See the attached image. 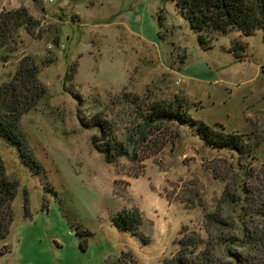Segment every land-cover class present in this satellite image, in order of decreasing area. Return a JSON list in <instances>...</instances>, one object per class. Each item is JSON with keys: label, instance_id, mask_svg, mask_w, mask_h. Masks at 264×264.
I'll return each instance as SVG.
<instances>
[{"label": "rangeland", "instance_id": "obj_1", "mask_svg": "<svg viewBox=\"0 0 264 264\" xmlns=\"http://www.w3.org/2000/svg\"><path fill=\"white\" fill-rule=\"evenodd\" d=\"M19 7L38 26L18 29L12 54L0 60V83L25 56L39 67L46 92L21 126L46 176L32 174L0 138L7 172L19 181L0 264H103L121 253L132 263L163 264L192 240L196 251L227 261L221 237L238 232L243 213L264 211L253 196L264 191V32L233 30L203 48L172 2L0 0V12ZM177 94L191 103L192 118L251 134L250 152L216 150L178 122L151 128L134 152L132 98ZM93 116L116 141L92 142L98 129L83 123ZM119 143L127 154L112 163L97 149ZM123 210L141 215L138 236L114 226ZM249 219L264 227L263 216Z\"/></svg>", "mask_w": 264, "mask_h": 264}, {"label": "trees", "instance_id": "obj_2", "mask_svg": "<svg viewBox=\"0 0 264 264\" xmlns=\"http://www.w3.org/2000/svg\"><path fill=\"white\" fill-rule=\"evenodd\" d=\"M161 2L175 4L192 30L198 33V41L203 48L212 47L217 37L233 30L244 36L258 29L264 32V0H161ZM37 26L38 21L25 7L1 11L0 60L5 61L9 58L8 55L12 54L18 29L23 27L27 31H32ZM59 38L60 36L55 39V42H59ZM47 62H53V58H48ZM38 73V65L29 56H25L12 77L0 83V138L17 150L19 158L32 174L44 179L46 169L36 158L21 126L23 115L34 109L46 92ZM131 103L129 119H134L135 123L129 129L127 141L132 145L134 152L136 144L145 142L152 131L151 128L169 122L189 124L205 144L216 150H230L241 154L245 148L250 152L253 145L249 142L252 137L249 133L225 132L222 128H216L203 120L192 118L189 111L191 103L179 94L171 99L161 98L154 101L135 95ZM83 126L98 129V135L92 138L93 143L103 140L108 143L111 140L116 141L109 126L98 116H93L92 120L89 123H83ZM97 149L104 154L107 162L111 163L127 154L122 143L121 146L119 143L114 148H110L108 144H100ZM262 188L264 190V186ZM242 189V192L247 191L245 187ZM18 190V179L8 174L5 162L0 155V242L10 233L14 219L13 203ZM253 191L256 190L253 189ZM253 196L260 205L258 208L264 210V191L253 192ZM24 205L27 212V200ZM240 208L243 210L245 206L241 205ZM250 216L264 217V211L243 213L241 215L243 225L238 232L233 236L221 237L222 240L218 244L222 246L227 243L226 252L229 255L227 261L220 260L209 250L196 251L198 246L196 241L192 240L188 243V248L180 249L176 256L164 260L163 264H264V227L250 225V219L247 221ZM208 217L222 224L221 227L223 224L226 225L222 219L216 217L215 213L209 214ZM142 221L138 211L123 210L113 217V224L116 228L136 236H138V227ZM232 244H239L244 251H232ZM132 262L125 253H121L109 263L103 264H138Z\"/></svg>", "mask_w": 264, "mask_h": 264}]
</instances>
